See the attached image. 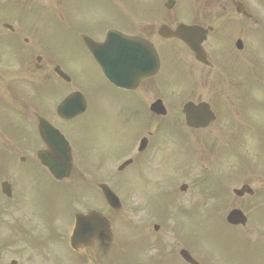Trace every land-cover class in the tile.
Instances as JSON below:
<instances>
[{"label":"flooded vegetation","instance_id":"obj_1","mask_svg":"<svg viewBox=\"0 0 264 264\" xmlns=\"http://www.w3.org/2000/svg\"><path fill=\"white\" fill-rule=\"evenodd\" d=\"M111 1L113 4L104 6L108 26H82L83 33L72 38L77 42L74 47L92 61L83 36L104 43L108 31H115L150 43L157 53L159 69L136 87L126 89L113 84L95 65L92 73L86 66L69 67L72 77L65 84L68 87L58 86L54 93L58 103L71 93H81L84 114L91 122L88 132L82 135L75 130L79 117L63 120L55 115L52 120L67 140L73 158L82 161L73 167L67 181L57 183L66 184L61 187L62 193L68 194L83 180L88 188L95 189L91 190L95 196L88 199L100 203L102 209L106 202L99 189L101 184L120 201L131 200L133 194L137 202L147 204L154 197L156 169H163L166 178L181 172L185 182L173 191L168 202L185 204L184 212L188 215L189 211L193 221L170 210L164 241L150 244L152 239L147 238L142 247L141 233L149 225H143L141 211H135L140 236L136 252L152 249L156 252L154 264H188L181 259V252L185 260L191 258L197 264H264V149L261 164L242 170L245 180L237 187L236 170L219 164L218 148L219 140H229L231 151L238 135L234 131L236 122L244 119L232 114L242 110L243 105L248 106L252 90L248 82L258 73L262 76L264 108V0H128L130 5H123L125 0ZM162 27L173 33L179 27L201 30H181L174 37H162ZM119 41L116 36L110 38L103 57L124 56L122 51L135 54V44L122 46ZM194 50L201 61L196 59ZM257 52H261L260 57ZM125 80L130 81L131 77ZM39 98L43 99L42 91ZM156 101L164 105L165 117L150 113V105ZM188 102L208 104L215 120L204 129L186 127L181 109ZM7 103H0V118L7 114ZM140 112L144 119L139 123ZM57 126H62L63 132ZM65 131L72 133L74 139ZM0 134L7 140L1 126ZM261 137L264 144V133ZM102 144L112 146L110 155L102 150ZM41 149L44 144L38 138L37 150ZM126 161L128 164L122 166ZM243 186L246 188L234 195V190ZM16 200L7 209L15 207L24 220L6 227L7 232L19 231L23 236L18 252L25 264H75L72 258L80 259L78 264H105L103 260L114 259L113 253L124 249L123 220L107 210L99 208L113 231V240L115 235V243L95 241L73 252L69 249L74 225L71 214H63L62 218L55 212L44 216L18 208L19 198ZM234 209L246 217L245 225L226 222L227 214ZM150 219L156 218L150 215ZM143 257L142 253L137 254L136 264H141Z\"/></svg>","mask_w":264,"mask_h":264},{"label":"rangeland","instance_id":"obj_2","mask_svg":"<svg viewBox=\"0 0 264 264\" xmlns=\"http://www.w3.org/2000/svg\"><path fill=\"white\" fill-rule=\"evenodd\" d=\"M104 6H107L105 0H62L61 3L54 8L53 12L44 11L43 13L40 12L34 14L32 17L30 13L28 14V17H25L27 13H20L18 19L20 22H24L25 26L35 25V27H37L35 34L39 37L41 44L44 43L45 46L48 45L51 49V54L54 53L55 56L61 60V64L65 68L66 66L78 67L83 62L85 63L84 66H86V70L92 73L93 65H90L89 60L86 57H82V55L79 54L77 48L74 47L75 43L77 42L75 39L71 38L69 28L88 26L103 29L104 27L108 26V14L104 12ZM29 21L35 22L32 24ZM66 41H70V43L63 44ZM51 47L55 49V51ZM6 73L8 74L7 71ZM29 79L36 81L35 76L26 78L24 76H12L11 79L10 75H0V84L12 85V82L14 81H21L26 84L35 83L30 82ZM252 85L253 87L255 86L254 84ZM43 98L45 101L57 99L54 92L43 94ZM260 102L261 92L252 88L249 104L247 106L249 110L248 114L250 115L247 114V118L246 115L243 116L245 119L243 122L246 124V126L244 128V132H242L240 137L236 138L235 140V152H237V154L241 151V144L245 143V141H247V143L256 141L258 142V146L261 144L263 148V144L261 143V135L264 133V114ZM41 110L42 111L40 114L47 116V113H51V106L47 103L44 105L42 104ZM98 113L101 116V110H98ZM143 119L144 117L140 112L138 122H143ZM90 122V118L86 117L76 120V133L85 135V132H88L89 130ZM244 124L239 125V122L237 123L240 129H243ZM57 127L62 130V126ZM65 132H67V135L74 139L72 133L69 131ZM101 146L105 153L109 155L112 153L111 145L106 147L105 144H102ZM77 150L79 149L77 148ZM84 150L86 151V149ZM242 154L244 155V153ZM226 157L229 158L228 155ZM3 165L5 167L4 171L8 175H14L16 177V189L18 191L23 208L29 211L33 210L35 212H39L44 216L56 212L57 210H59L61 213H65V205L67 206V204H69L67 198L64 199L63 197L55 195L56 193H60L62 190L57 189L56 184L47 179L45 173L40 168L34 164L28 163L27 165H19L9 160H7ZM73 193H75V189L73 190ZM153 196L162 201L156 203L167 202L166 195H161L159 190H157L156 193H153ZM84 208L85 207L80 205L76 206V210ZM133 210L134 207L131 204H128L126 206L125 215L132 223H135V218L132 217V214L134 213ZM67 214H69V212H67ZM148 221L150 222L149 218L147 219V222ZM11 260H15L17 264H22V259L16 260L14 253H7L6 250L0 251V264H9Z\"/></svg>","mask_w":264,"mask_h":264},{"label":"water","instance_id":"obj_3","mask_svg":"<svg viewBox=\"0 0 264 264\" xmlns=\"http://www.w3.org/2000/svg\"><path fill=\"white\" fill-rule=\"evenodd\" d=\"M56 165H59V163H58L56 157L53 156V158H52V160H51V163H50V166H56ZM67 165H68V167H70V161L67 162ZM50 170H51V169H50ZM51 173H52L54 176L59 177L58 175H61L62 172H60V171L57 172V171H53V170H51ZM59 173H60V174H59Z\"/></svg>","mask_w":264,"mask_h":264}]
</instances>
